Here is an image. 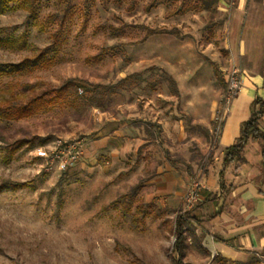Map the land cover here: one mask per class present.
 Masks as SVG:
<instances>
[{
    "label": "rangeland",
    "instance_id": "1",
    "mask_svg": "<svg viewBox=\"0 0 264 264\" xmlns=\"http://www.w3.org/2000/svg\"><path fill=\"white\" fill-rule=\"evenodd\" d=\"M181 1L69 0L65 11V0H38L36 17L0 5V40L6 42L0 44V101L24 102L72 80L64 98L45 100L28 117L0 119V264H169L174 211L152 203L139 217L136 205L151 204L144 202L141 190L130 212L123 210L122 196L147 174L140 165L134 167V153L121 164L106 152L86 156L84 149L74 166L58 172L37 158L36 150L57 138L86 142L97 132L100 110H119L130 114L134 125L155 130L158 117L174 111V100L181 96L222 97L230 71L224 21L220 14L207 27L197 8L173 15ZM149 29L162 32L145 37ZM45 48L49 51L36 59ZM209 61L222 67L221 79ZM171 63L183 87L181 96L158 70L144 73V81L124 84L103 107L79 92L90 83L112 84L149 66L165 69ZM178 115L185 120L183 113ZM218 131L215 124L214 134ZM256 159L260 163L252 151L251 160Z\"/></svg>",
    "mask_w": 264,
    "mask_h": 264
},
{
    "label": "crops",
    "instance_id": "2",
    "mask_svg": "<svg viewBox=\"0 0 264 264\" xmlns=\"http://www.w3.org/2000/svg\"><path fill=\"white\" fill-rule=\"evenodd\" d=\"M218 17L226 27L228 69L242 76L240 92L224 113L218 133L214 134V113L222 106L225 88L218 100L186 99L171 63L159 68L178 82L181 97L174 100V111L158 117V131L134 125L131 115L119 110H100L97 132L84 144L85 155L106 152L125 163L126 154L134 153V167L140 165L147 172L137 182L144 202L174 211L175 217L184 214V261L219 264L215 257L237 262L257 257L264 264V196L258 191L264 182L261 142L246 143L243 161L223 162L225 148L234 143L240 125L250 116L252 100L264 97V0H218L214 24ZM148 132L154 134L153 140L147 139ZM250 151L258 154L260 163L251 160ZM193 179L200 183L199 201L186 209L184 195Z\"/></svg>",
    "mask_w": 264,
    "mask_h": 264
},
{
    "label": "trees",
    "instance_id": "3",
    "mask_svg": "<svg viewBox=\"0 0 264 264\" xmlns=\"http://www.w3.org/2000/svg\"><path fill=\"white\" fill-rule=\"evenodd\" d=\"M66 1L65 11L67 9V4L69 0ZM217 2L218 0H195V1H185L182 0L178 7L173 11V15L183 14L185 11L193 8H197L204 12L206 26L212 27L214 24V20L217 16ZM0 5L5 8L12 9H21L27 13L28 16L36 17L38 15V0H0ZM64 16V14H63ZM62 23L58 25V29L52 34V38L54 42L57 41L58 34L61 30ZM162 32L158 29H149L145 35L148 37L152 34H157ZM170 32V31H169ZM24 37L20 39V44H24ZM4 44L0 40V44ZM49 51L47 48L40 51V54L36 57L40 58L42 55L46 54ZM213 73L214 75L221 79V74L218 71L217 66L212 63ZM154 70H158L163 79L170 85L174 92L177 91L176 81L167 71L161 69L156 66H149L145 68L141 72H133L125 75L118 81L112 84H88L82 92L84 91L87 94V100L94 104L97 107H103L109 97H111V93L116 90L122 88L124 84L127 82L135 81L141 82L144 81V73L152 72ZM72 80H68L66 83L59 87H49L42 91L40 94H35L30 98L26 99L24 102L19 101L17 99H5L0 101V119L6 122H10L13 120L21 119L24 117H28L32 115L35 110L47 99H50L54 96L64 98L63 92L67 87V84L71 83ZM258 106V107H256ZM261 121L264 122V98L255 96L251 103V112L249 118L242 122L240 125L239 135L234 141V143L224 150L223 162L228 163L231 161H243V149L246 143L249 140H258L261 142L262 150H261V161L262 167H264V131L261 129ZM155 131H158L159 127L155 126ZM154 134L148 132L147 139L153 140ZM1 139V138H0ZM20 186H23L21 184ZM140 182L133 186L131 190L122 196L127 206L123 210L125 213H129V207L131 205V201L134 199L135 195L140 189ZM258 191L264 196V182L258 186ZM153 207V204H137L136 205V213L139 217L144 218L146 216L147 210ZM184 214H179L175 217L174 220V233L175 239L171 248V259L169 264H190L184 261L185 256V248H186V229L183 220ZM188 230V229H187ZM215 259L219 262V264H259V260L257 257H252L247 262H237V261H227L220 257H215Z\"/></svg>",
    "mask_w": 264,
    "mask_h": 264
},
{
    "label": "built area",
    "instance_id": "4",
    "mask_svg": "<svg viewBox=\"0 0 264 264\" xmlns=\"http://www.w3.org/2000/svg\"><path fill=\"white\" fill-rule=\"evenodd\" d=\"M242 87V76L238 70L232 69L225 76V90L222 98V106L215 110L214 122L220 128L224 113L231 101L238 95ZM79 92H82L79 89ZM84 139L79 137H66L55 139L48 147L36 150V156L42 159L49 169L65 172L74 166L82 157L84 152ZM200 183L193 179L190 181L185 195V208L189 209L199 201Z\"/></svg>",
    "mask_w": 264,
    "mask_h": 264
}]
</instances>
